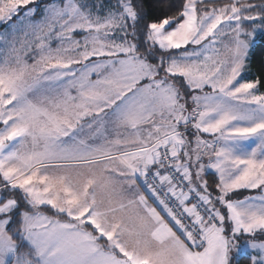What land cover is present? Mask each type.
<instances>
[{
	"label": "snow or ice",
	"instance_id": "snow-or-ice-1",
	"mask_svg": "<svg viewBox=\"0 0 264 264\" xmlns=\"http://www.w3.org/2000/svg\"><path fill=\"white\" fill-rule=\"evenodd\" d=\"M0 264H264V0H0Z\"/></svg>",
	"mask_w": 264,
	"mask_h": 264
}]
</instances>
